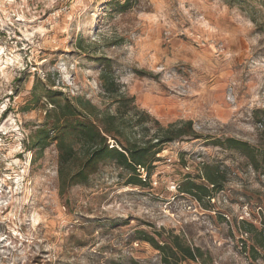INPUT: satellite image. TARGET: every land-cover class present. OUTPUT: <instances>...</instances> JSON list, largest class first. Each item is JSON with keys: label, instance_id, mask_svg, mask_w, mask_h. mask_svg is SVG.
I'll return each instance as SVG.
<instances>
[{"label": "rangeland", "instance_id": "374dc122", "mask_svg": "<svg viewBox=\"0 0 264 264\" xmlns=\"http://www.w3.org/2000/svg\"><path fill=\"white\" fill-rule=\"evenodd\" d=\"M98 58L149 115V135L156 120H191L201 137L166 144L143 186L106 161L62 192L56 142L28 145L51 108L33 88L115 112ZM225 138L264 151V0H0V264H162L146 238L174 236L207 264H264L242 224L264 230L262 157L216 145ZM203 164L225 182L198 202L180 187L206 183Z\"/></svg>", "mask_w": 264, "mask_h": 264}, {"label": "trees", "instance_id": "16d2710c", "mask_svg": "<svg viewBox=\"0 0 264 264\" xmlns=\"http://www.w3.org/2000/svg\"><path fill=\"white\" fill-rule=\"evenodd\" d=\"M78 47H82L80 43ZM98 60H104V70L100 74L101 87L109 99V106H117L115 112L110 107L99 108L82 97L72 99L62 91L52 90L50 87L45 95H40L39 81L33 88L35 105L46 99L51 108L46 110L45 121L31 135L28 145L31 149L43 151L56 142L62 192L71 186L85 183L99 165L106 161L116 162L129 173L126 182L128 185L143 186L151 178L156 157L166 144L183 137H201L194 130L191 120L172 123L167 127L156 120L158 129L149 135L150 129L146 126L149 115L143 114L142 117L138 114L135 97H129L117 82L110 61L106 58ZM216 145L244 153L255 166L259 155L264 164V151L259 153L246 142L225 138L217 140ZM74 167L77 168L75 171L68 170ZM144 172L145 178L142 177ZM198 178L204 179L206 183L198 184L188 177L180 187L182 192L191 195L198 202L214 198L224 188V172L209 164H203L202 174ZM242 224L245 233L252 232L258 236L252 247L254 252L258 253L257 248L264 251V230L258 231L245 221ZM146 239L160 252L162 264H182L186 260L207 264L208 256L201 248L192 247L180 236H174L170 243L164 244L152 238ZM132 264L137 262L133 261Z\"/></svg>", "mask_w": 264, "mask_h": 264}]
</instances>
